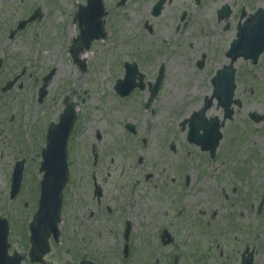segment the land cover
Masks as SVG:
<instances>
[{"label":"rangeland","instance_id":"1","mask_svg":"<svg viewBox=\"0 0 264 264\" xmlns=\"http://www.w3.org/2000/svg\"><path fill=\"white\" fill-rule=\"evenodd\" d=\"M77 1L0 6V215L9 221V252L20 254L21 264H33L27 225L37 207L40 151L66 99L76 112L69 181L60 236L45 264H171L174 256L178 264H240L246 247L252 264H264V205L257 211L264 193V52L256 65L243 59L234 64L235 98L242 105L221 129L214 159L186 141L183 123L210 96L216 69L228 63L225 52L240 11L249 16L264 8V0H168L157 17L151 14L157 0H127L120 7L119 0H103L106 36L78 54L81 64L69 53L78 34L70 17ZM224 5L230 15L218 20ZM33 8L39 18L9 38L10 27ZM202 54L204 66L197 68ZM125 62H136L150 84L164 67L148 109V87L124 98L114 91ZM250 113L262 120L252 122ZM221 114L215 104L207 112ZM22 159L20 190L10 200L13 166ZM126 222L131 229L124 257ZM163 229L170 234L167 245L160 241Z\"/></svg>","mask_w":264,"mask_h":264},{"label":"water","instance_id":"2","mask_svg":"<svg viewBox=\"0 0 264 264\" xmlns=\"http://www.w3.org/2000/svg\"><path fill=\"white\" fill-rule=\"evenodd\" d=\"M124 1V0H123ZM122 1V2H123ZM121 2V3H122ZM163 0L155 6V10H158ZM101 8V6H100ZM84 9V8H83ZM158 13V11H156ZM228 13V8L223 7L219 12V16L222 17ZM103 14V12H102ZM101 15V10L99 16ZM77 15L76 17H78ZM250 22V21H248ZM246 22L243 26L239 27L237 39L233 41L231 49L228 55L231 57V64L224 67L223 70L218 71L214 78V94L220 105H229L234 89V70L232 69V62L238 56H244L245 58H252L255 62L259 53L264 47V17L260 12L250 23ZM261 22L262 25H259ZM103 21L98 22V28H96L94 35H87L89 29L82 24L79 19V27L81 34L79 38H83L82 47L88 49L92 39H99L104 37L103 33ZM89 27V24H88ZM76 45L71 47V51L74 52ZM74 54V53H73ZM125 76L123 80H118L115 86V90L121 96L128 95L136 86L140 89L143 88L142 75L138 73L136 64H125ZM138 76V83L135 79ZM162 79V70L159 72L156 78V83L151 89V95L148 103L153 97L157 95V91ZM210 101V100H209ZM209 101L206 98L205 104L202 109L195 112L189 119V133L188 139L191 142L202 145L203 149L210 150L211 154L217 147L218 140L221 138L218 133V120L215 118L213 121L214 127L211 128L209 123L205 122V111L209 106ZM148 106V104H146ZM76 120V114L74 106L71 103L65 102V108L59 116V122L57 124L51 123L46 135V147L42 149V162L40 164V171L43 172L42 180L40 181V198L38 200V209L35 212L32 220L29 224L30 232V250L29 257L33 262L42 261V257L50 251L49 238L52 235L57 242L59 237L58 223L60 222V208L62 203V190L65 187L68 180V166H67V154L66 145L69 135L72 131L73 125ZM131 130L133 127L128 126ZM202 130V134L199 131ZM23 170V161L18 162L15 165V169L12 176V185L10 190V198H13L18 192ZM264 202V196L262 198L260 207ZM259 207V208H260ZM7 231L8 225L6 219H0V264H20L21 257H8L7 249ZM127 229L125 237H127ZM246 263V262H245ZM251 263V259L248 264ZM80 264H93L91 262H81ZM173 264H176L174 259ZM244 264V262H243Z\"/></svg>","mask_w":264,"mask_h":264},{"label":"flooded vegetation","instance_id":"3","mask_svg":"<svg viewBox=\"0 0 264 264\" xmlns=\"http://www.w3.org/2000/svg\"><path fill=\"white\" fill-rule=\"evenodd\" d=\"M18 1H20L21 2V0H1L0 1V6H2V5H6L7 4V2H12V3H17ZM86 2H87V0H84V4L83 5H85L86 4ZM33 12H34V8L31 10V13L29 14V15H26V16H28V17H24V19H29L30 17H31V15L33 14ZM75 13H76V10L74 11V15H75ZM153 13V11H152V8H151V14ZM34 15V14H33ZM22 18H23V15H22ZM22 18L21 19H19V20H21L22 21ZM181 18H182V22L184 21V19H185V13L183 14V15H181ZM14 36V35H13ZM12 36V37H13ZM200 60H203V64H204V62H205V54H202L201 55V59ZM200 60H197L196 62H195V66H197L198 67V63H199V61ZM213 107V106H212ZM211 107V108H212ZM210 108V109H211ZM233 114H234V109H233ZM232 118H233V116H232ZM232 120V119H231ZM230 121V120H229ZM225 124V123H224ZM223 127H224V125H223Z\"/></svg>","mask_w":264,"mask_h":264},{"label":"bare ground","instance_id":"4","mask_svg":"<svg viewBox=\"0 0 264 264\" xmlns=\"http://www.w3.org/2000/svg\"><path fill=\"white\" fill-rule=\"evenodd\" d=\"M81 57V56H80Z\"/></svg>","mask_w":264,"mask_h":264}]
</instances>
